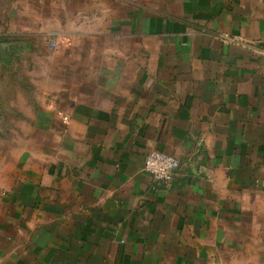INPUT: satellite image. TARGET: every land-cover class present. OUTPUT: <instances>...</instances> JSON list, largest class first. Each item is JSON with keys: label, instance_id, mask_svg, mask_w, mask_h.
<instances>
[{"label": "crops", "instance_id": "0c3cea01", "mask_svg": "<svg viewBox=\"0 0 264 264\" xmlns=\"http://www.w3.org/2000/svg\"><path fill=\"white\" fill-rule=\"evenodd\" d=\"M0 95V264H264V0H0Z\"/></svg>", "mask_w": 264, "mask_h": 264}, {"label": "built area", "instance_id": "2783aa9c", "mask_svg": "<svg viewBox=\"0 0 264 264\" xmlns=\"http://www.w3.org/2000/svg\"><path fill=\"white\" fill-rule=\"evenodd\" d=\"M53 45H55L53 43ZM68 117H65V120ZM180 160L169 153L160 150H152L146 155L145 171L148 172L156 185L169 187L172 185L180 168Z\"/></svg>", "mask_w": 264, "mask_h": 264}, {"label": "rangeland", "instance_id": "374dc122", "mask_svg": "<svg viewBox=\"0 0 264 264\" xmlns=\"http://www.w3.org/2000/svg\"><path fill=\"white\" fill-rule=\"evenodd\" d=\"M2 103H3V98L0 95V105H3ZM1 110L3 111V109L0 107V114L2 113ZM19 126H20V124L11 125L12 130L16 129V130H14L15 133L13 135H7L8 131L5 133V128L8 127V125H6V124L4 125V123H2L0 121V147L1 146L4 147V144H7L12 148V151H14L17 149H21L25 144H27L28 146H32L33 144L38 142L36 140L21 139L19 137L20 131H21V130H19ZM22 126H24V125H22Z\"/></svg>", "mask_w": 264, "mask_h": 264}]
</instances>
